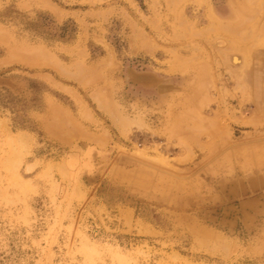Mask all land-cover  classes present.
I'll list each match as a JSON object with an SVG mask.
<instances>
[{"label":"rangeland","instance_id":"obj_1","mask_svg":"<svg viewBox=\"0 0 264 264\" xmlns=\"http://www.w3.org/2000/svg\"><path fill=\"white\" fill-rule=\"evenodd\" d=\"M0 264H264V0H0Z\"/></svg>","mask_w":264,"mask_h":264},{"label":"bare ground","instance_id":"obj_2","mask_svg":"<svg viewBox=\"0 0 264 264\" xmlns=\"http://www.w3.org/2000/svg\"><path fill=\"white\" fill-rule=\"evenodd\" d=\"M231 61L233 62V63H240V61H241V59H240V57L238 56V55H233L232 56V58H231ZM240 84H242L241 83V81H240ZM243 85V84H242ZM242 89V88H241ZM235 186V185H234ZM251 200V199H250ZM253 200V199H252ZM256 204V203H255ZM251 206V205H250Z\"/></svg>","mask_w":264,"mask_h":264},{"label":"crops","instance_id":"obj_3","mask_svg":"<svg viewBox=\"0 0 264 264\" xmlns=\"http://www.w3.org/2000/svg\"><path fill=\"white\" fill-rule=\"evenodd\" d=\"M261 94L263 95V92H262ZM262 95H261V96H262Z\"/></svg>","mask_w":264,"mask_h":264}]
</instances>
